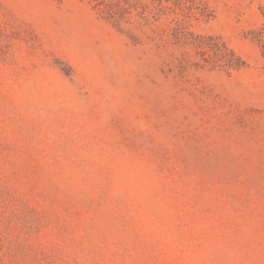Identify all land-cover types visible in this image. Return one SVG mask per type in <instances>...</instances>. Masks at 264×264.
Masks as SVG:
<instances>
[{
    "label": "rangeland",
    "instance_id": "1",
    "mask_svg": "<svg viewBox=\"0 0 264 264\" xmlns=\"http://www.w3.org/2000/svg\"><path fill=\"white\" fill-rule=\"evenodd\" d=\"M0 264H264V4L0 0Z\"/></svg>",
    "mask_w": 264,
    "mask_h": 264
},
{
    "label": "trees",
    "instance_id": "2",
    "mask_svg": "<svg viewBox=\"0 0 264 264\" xmlns=\"http://www.w3.org/2000/svg\"><path fill=\"white\" fill-rule=\"evenodd\" d=\"M187 45L193 46V47H198L197 44H195V42H191ZM220 51V50H219ZM221 51H223V54L227 52L225 46L223 44H221ZM231 68H233V66H230Z\"/></svg>",
    "mask_w": 264,
    "mask_h": 264
},
{
    "label": "crops",
    "instance_id": "3",
    "mask_svg": "<svg viewBox=\"0 0 264 264\" xmlns=\"http://www.w3.org/2000/svg\"><path fill=\"white\" fill-rule=\"evenodd\" d=\"M256 3H258V4H264V0H256Z\"/></svg>",
    "mask_w": 264,
    "mask_h": 264
}]
</instances>
